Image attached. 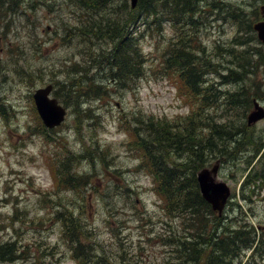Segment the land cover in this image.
Returning a JSON list of instances; mask_svg holds the SVG:
<instances>
[{"label": "rangeland", "instance_id": "obj_1", "mask_svg": "<svg viewBox=\"0 0 264 264\" xmlns=\"http://www.w3.org/2000/svg\"><path fill=\"white\" fill-rule=\"evenodd\" d=\"M225 1L233 5L205 13V21L198 31L215 61H218L214 55L216 44H231L239 32L238 18L228 10L242 8L247 22L263 3V0ZM223 15H228L237 25ZM73 20L75 13L68 0H40L35 8L26 9L14 19L8 34L0 29V96L8 110L7 119L0 115V245L13 241V247L18 250L15 256H20L16 260L0 259V264H80L64 237L62 217L69 212L80 218L79 222H73L80 225L75 230L89 232L91 237L84 244L92 247L95 257L99 256L96 264H168L173 252L164 238L186 237L190 230L184 229L180 219L164 216L158 204L163 199L152 188L153 175L138 170V155L130 150V132L122 127L126 119L135 121L136 115L175 118L191 111L190 103L180 97L174 82L162 75L165 41L174 32L169 26L141 37L140 45L147 56L146 75L136 81L133 89L115 86L110 96L93 102L100 122L75 127V114L70 107L67 122L48 135L36 125L31 94L53 79L67 80L69 66L83 59L75 38L70 42L62 39L63 21ZM242 24L244 27L245 23ZM240 33L248 31L243 28ZM245 46H255V43ZM12 57L23 60L13 63ZM260 70V76L264 77V65ZM90 74L99 80L104 76L97 69ZM232 86L235 84L225 85ZM213 109L207 108L200 114V123L209 122L207 118H210L211 127L204 124V130L194 131L200 146L212 137H218L215 140L221 149L223 142L233 145L237 140L235 131L226 130L230 132L229 138L227 134L218 136L221 128L214 130V124L224 123L225 115L214 117L211 112L207 113ZM123 114L126 115L121 122ZM242 117L238 115L237 123L241 124ZM262 130L264 119L258 122L255 132L261 134ZM185 150L193 152L188 147ZM172 152L178 154L175 150ZM186 152L178 163L190 160ZM71 154L79 156L73 161L72 172L77 176L86 175L88 180H80L77 187L65 180L61 184L54 182L49 167L50 156L61 160ZM253 154L249 148L239 158H226L222 165L218 178L233 189L232 202L223 216L233 223L247 218L257 234L264 236V185H259L260 178L246 188L242 184L246 166L260 168L258 163L254 164L255 158L249 162L248 157ZM175 172L178 173L175 181L180 175L187 179L191 175L185 167ZM243 196L248 198L245 200ZM189 215L186 213L185 217ZM197 221L187 219V226L191 222L197 225ZM259 245L258 253L250 254L248 250L234 264H264V243ZM3 256L9 258L12 254L5 251Z\"/></svg>", "mask_w": 264, "mask_h": 264}, {"label": "trees", "instance_id": "obj_2", "mask_svg": "<svg viewBox=\"0 0 264 264\" xmlns=\"http://www.w3.org/2000/svg\"><path fill=\"white\" fill-rule=\"evenodd\" d=\"M23 1L0 0V4L8 3L10 6L6 10H16ZM75 2L78 16L67 28L75 32L83 59L71 64V70L75 73L69 82H60L56 94L65 103H72L71 97L74 98L72 105L78 114V123L90 117H94V123L100 122L99 115L96 111L92 112L94 108L91 105L83 107L85 98L103 99L113 92L115 86L122 90L134 87L138 78L146 75L147 56L140 46L139 38L148 32L152 34L151 31H163L171 25L177 32L174 39L165 41L161 68L162 74L178 84L179 94L190 103L192 111L187 117L189 124L186 121L185 124L184 121L178 122L181 125L177 122L173 124L166 116L157 118L152 114L136 115L135 121L126 119L124 124L130 127L135 142L139 144L140 147L136 149L145 160L147 168L156 174V188L168 212L183 215L190 213L184 219L190 233L174 242L180 248L168 259L170 264H234L254 246L256 240L264 243V236L257 234L250 221L243 219L233 223L226 216H218L202 197L196 172L217 157L222 156L224 160L239 158L241 152L249 148L254 152L248 157L250 162L262 149L264 141L258 142L259 138L252 134L254 129L247 126L246 132L235 134L237 141L233 145H228L226 141L221 149L215 140L218 137L208 138L200 146V139L194 131L200 129V114L210 107H214L212 111H207L211 112V116L225 115L222 125L213 126L214 130L215 127L222 129L218 136L230 133L225 132L228 128L234 130L245 123L243 117V123H237L238 115L245 116L252 108L255 97L264 98V80L258 77L264 65V50L245 46L250 42L237 36L234 43L218 45L214 51L218 61L208 54L207 47L202 43L203 35L198 31L205 21V13L233 5L225 0H139L136 7H132L128 0ZM228 11L238 18L240 30H251L252 24L250 21L245 22L246 17L240 8ZM93 69L105 74L102 80L90 74ZM214 72L222 76L221 81L216 82L209 77ZM226 84L235 86L226 89ZM207 119L211 122L210 118ZM209 122L203 124L210 128ZM132 124L136 125L131 127ZM183 131L188 132L185 134ZM226 136L230 138V134ZM243 136H247V139L239 140ZM186 147L193 152H186ZM173 150L180 155L186 152L190 160L178 163ZM205 154L207 160L203 159ZM76 158L79 156L75 154L61 160L54 157L58 182L65 180L67 184L76 187L80 180L87 182V178L72 172ZM258 164L259 169L249 170L245 185L257 182L258 178L263 182L260 185L264 184V155ZM180 167L189 168L191 175L185 180L180 175L175 181L178 174L175 171ZM246 168L248 166L244 170ZM62 218L64 221L70 220V224H64L65 238L74 249L79 263L96 264L99 256L95 257L92 247H87L82 241L86 231L75 230L80 225L73 222H79L80 218L73 216L72 212ZM187 219L194 222L198 219L197 225L191 222L187 226ZM13 245H0V259H8L3 256L5 251L6 254H12L9 258L15 257L18 250ZM260 247H255L254 251Z\"/></svg>", "mask_w": 264, "mask_h": 264}, {"label": "water", "instance_id": "obj_3", "mask_svg": "<svg viewBox=\"0 0 264 264\" xmlns=\"http://www.w3.org/2000/svg\"><path fill=\"white\" fill-rule=\"evenodd\" d=\"M137 2L138 0H132L134 6L137 4ZM255 27L259 31V36L264 40V21L257 23ZM51 91L52 85L39 88L35 93V98L38 109L45 123L48 126L53 127L61 124V122L64 120L66 108L59 103L57 98H51L49 96ZM263 116L264 109L259 107V110L251 115L250 120H257ZM217 172V165H215L211 170L208 168L203 169L199 173L198 179L205 198L212 202L214 208L219 210L221 213L231 194V188L225 181L216 180Z\"/></svg>", "mask_w": 264, "mask_h": 264}, {"label": "bare ground", "instance_id": "obj_4", "mask_svg": "<svg viewBox=\"0 0 264 264\" xmlns=\"http://www.w3.org/2000/svg\"><path fill=\"white\" fill-rule=\"evenodd\" d=\"M203 159L207 160V155L206 154L203 156ZM185 179H186V177L182 176V180H185Z\"/></svg>", "mask_w": 264, "mask_h": 264}, {"label": "flooded vegetation", "instance_id": "obj_5", "mask_svg": "<svg viewBox=\"0 0 264 264\" xmlns=\"http://www.w3.org/2000/svg\"><path fill=\"white\" fill-rule=\"evenodd\" d=\"M263 3H264V0H263ZM255 15H260V11H255Z\"/></svg>", "mask_w": 264, "mask_h": 264}]
</instances>
